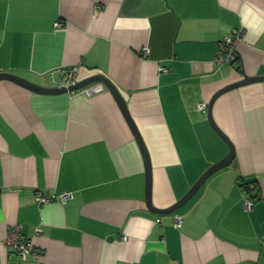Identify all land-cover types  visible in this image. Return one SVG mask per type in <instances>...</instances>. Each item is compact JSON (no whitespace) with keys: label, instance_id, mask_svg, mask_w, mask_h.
<instances>
[{"label":"crops","instance_id":"1","mask_svg":"<svg viewBox=\"0 0 264 264\" xmlns=\"http://www.w3.org/2000/svg\"><path fill=\"white\" fill-rule=\"evenodd\" d=\"M240 29L237 62L216 64ZM69 68L119 88L151 160L153 205L170 208L230 152L199 105L264 76V0H0V73L52 87ZM213 116L234 161L158 214L108 87L42 94L0 81V264H264V81L220 95ZM18 224L38 259L6 246Z\"/></svg>","mask_w":264,"mask_h":264},{"label":"water","instance_id":"2","mask_svg":"<svg viewBox=\"0 0 264 264\" xmlns=\"http://www.w3.org/2000/svg\"><path fill=\"white\" fill-rule=\"evenodd\" d=\"M2 80H10L12 82H15L19 85H22L32 91H35L37 93H42V94H59V93H64V92H76L78 90H82L83 88L94 84V83H103L106 87L110 89V91L114 94L116 97L120 107L123 110L124 115L126 116L130 126L132 127L133 131L136 134V137L138 141L140 142L142 149L144 150L145 153V158L147 161V166H148V174H147V203L150 208V210L154 213L158 214H170L174 213L180 208H182L184 205H186L198 192L199 190L205 185L208 181V179L214 175L216 172L220 171L223 168H226L232 164L236 157V148L233 142L228 138V136L220 129V127L217 125L214 116H213V106L216 101V99L232 90L250 83H256L260 81H264V76H244V79L241 81H238L236 83L230 84L226 86L225 88L221 89L216 93L214 98L211 100L208 108V118L209 121L214 128V130L228 143L230 147V152L226 157H224L222 160L211 166L194 184V186L188 191V193L181 199L179 200L176 204L171 206L170 208L167 209H159L156 208L153 205L152 202V167H151V160L148 155V152L145 148V145L141 139V135L138 131V128L134 124L132 118L130 117V112L128 110V105L126 103V100L124 99L122 93L120 92L119 88L116 86V84L107 76L103 74H96L91 77L85 78L83 80H80L77 84L71 85L70 87H58V86H52V87H47V86H42L39 84H36L26 78H23L19 75L8 73V72H1L0 73V81Z\"/></svg>","mask_w":264,"mask_h":264},{"label":"built area","instance_id":"3","mask_svg":"<svg viewBox=\"0 0 264 264\" xmlns=\"http://www.w3.org/2000/svg\"><path fill=\"white\" fill-rule=\"evenodd\" d=\"M244 39V30H235L232 34L226 36L222 42L221 46L217 52L215 58L216 64L229 63L234 64L238 60V45ZM145 51L148 52V49L145 48ZM59 77L55 82V86L58 87H70L71 85L77 84L79 79V69L78 68H69L63 70L59 73ZM88 94H99L104 91L105 85L103 83H94L85 88H83ZM199 109L207 111L208 103H201ZM63 200H67L71 195L68 192H64L61 195ZM37 201L40 204L46 203L49 201V198L45 197L43 194L38 193L36 196ZM255 206V199L252 197H247L245 199V207L247 210H252ZM182 218L177 217V226H181ZM23 226L18 224L13 226L5 240L6 246L13 249V252L16 256L23 260L28 261L30 259H38V251L35 247V244L32 240L22 238Z\"/></svg>","mask_w":264,"mask_h":264},{"label":"trees","instance_id":"4","mask_svg":"<svg viewBox=\"0 0 264 264\" xmlns=\"http://www.w3.org/2000/svg\"><path fill=\"white\" fill-rule=\"evenodd\" d=\"M243 186H245L246 188L248 187V185H250V183H243Z\"/></svg>","mask_w":264,"mask_h":264}]
</instances>
